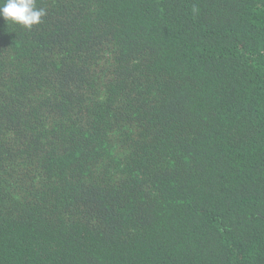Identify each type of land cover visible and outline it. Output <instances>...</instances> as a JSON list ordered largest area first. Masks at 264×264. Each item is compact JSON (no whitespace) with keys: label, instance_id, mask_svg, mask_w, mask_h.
<instances>
[{"label":"trees","instance_id":"obj_1","mask_svg":"<svg viewBox=\"0 0 264 264\" xmlns=\"http://www.w3.org/2000/svg\"><path fill=\"white\" fill-rule=\"evenodd\" d=\"M0 17V264H264V0H36Z\"/></svg>","mask_w":264,"mask_h":264},{"label":"clouds","instance_id":"obj_2","mask_svg":"<svg viewBox=\"0 0 264 264\" xmlns=\"http://www.w3.org/2000/svg\"><path fill=\"white\" fill-rule=\"evenodd\" d=\"M46 14V9L36 6V0H0V17L27 30L39 24Z\"/></svg>","mask_w":264,"mask_h":264}]
</instances>
